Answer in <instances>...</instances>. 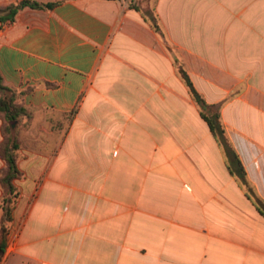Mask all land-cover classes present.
I'll return each mask as SVG.
<instances>
[{
	"label": "crops",
	"instance_id": "obj_1",
	"mask_svg": "<svg viewBox=\"0 0 264 264\" xmlns=\"http://www.w3.org/2000/svg\"><path fill=\"white\" fill-rule=\"evenodd\" d=\"M22 1L57 5L0 23V75L32 115L2 264H264V216L229 170L235 153L264 200V115L242 128L251 141L226 128L228 142L216 141L200 114L193 135L177 68L205 99L196 82L264 84V0H240L249 19L215 30L189 12L191 0L182 14L178 0H0V8ZM170 46L192 52L204 73L192 78L190 58L180 63ZM73 111L64 140L62 116ZM4 125L0 118V147ZM175 130L185 138L171 139ZM256 149L258 161L249 156ZM83 156L86 172L70 183L69 161Z\"/></svg>",
	"mask_w": 264,
	"mask_h": 264
},
{
	"label": "rangeland",
	"instance_id": "obj_2",
	"mask_svg": "<svg viewBox=\"0 0 264 264\" xmlns=\"http://www.w3.org/2000/svg\"><path fill=\"white\" fill-rule=\"evenodd\" d=\"M154 1V0H152ZM179 3V4H178ZM185 3L184 0H178L177 6L179 7L178 14H182L181 8ZM247 6V2H242L240 0H191L188 2L187 7L189 8V12L192 14H196L202 20L206 21L207 28L216 29L223 25L224 29H230L234 26H242L240 24L239 18L241 19H249V13L247 11L243 12V8ZM150 10V9H148ZM239 13H243L242 17H238ZM201 20V21H202ZM203 21V23H204ZM217 26V27H216ZM171 53L173 56H176L180 59V63H182L183 56L185 55L188 60L187 68L191 71L192 78H194V72L197 71L200 74L204 73V69L200 71L199 69V61L195 60V56L192 52L184 53L178 51L176 48L174 49L172 46ZM184 54V55H183ZM199 70V71H198ZM203 72V73H202ZM206 73L209 74V69H207ZM197 88L202 92V94L206 97L207 101L219 106V112L221 114V120L224 128L229 132V136L234 138L237 141L244 139H248L251 141V138L247 137V133H245L242 128L248 124H252L254 113H261L264 115V84L260 82H240V83H222V84H204V83H195ZM186 102L189 103L190 107L189 112L186 110L185 123L191 124V129L193 135L196 131L200 130V128L204 125V122L199 117L198 107L194 104L192 99L188 98ZM187 105L185 104V109ZM76 111L69 113L67 115L62 116L61 125L59 128H62L63 139L67 137L70 126L73 122ZM174 122L176 124H180L182 122V117L179 115H175ZM55 119L60 120V117L56 116ZM32 123V118L29 121H23L18 124V132H19V141L23 144L24 140V130L28 128V126ZM225 129V130H226ZM170 134L171 139L182 140L185 138V132L181 131H173ZM184 136V137H183ZM228 137V134H227ZM20 151V150H19ZM249 156L258 161L260 157V152L256 149L252 154L249 152ZM19 152L18 159L19 160ZM71 165L70 178L73 180L70 183L76 182L77 173L84 172L85 167L87 166V161L85 156L82 157V160H74L69 161ZM179 162L180 159H179ZM53 166L51 164L47 165V170ZM256 166V165H255ZM19 168V166H18ZM20 170V169H19ZM65 171V169H64ZM21 172V171H20ZM86 172V171H85ZM21 176L18 179H22ZM76 176V177H74ZM16 179V180H18ZM15 180V181H16ZM18 198L16 202V208L18 207V203L21 197V188L15 183ZM186 186V185H185ZM160 188L162 186H159ZM13 212V219H14Z\"/></svg>",
	"mask_w": 264,
	"mask_h": 264
},
{
	"label": "trees",
	"instance_id": "obj_3",
	"mask_svg": "<svg viewBox=\"0 0 264 264\" xmlns=\"http://www.w3.org/2000/svg\"><path fill=\"white\" fill-rule=\"evenodd\" d=\"M57 3L41 4L36 1H22L18 4L10 5L7 8H0V23L14 21L18 12L26 7L34 9H52ZM136 10H140L137 5H132ZM151 26L162 34L157 17L153 11L144 13ZM177 64V60H175ZM178 71L189 89L192 100L198 107L200 117L207 123L209 130L218 142H228L226 130L222 124L219 106L210 104L196 89L192 79L181 65L177 66ZM22 94L15 89L4 85L3 78L0 75V118L5 122L3 127L4 142L0 147V154L6 163V168L0 173V188L2 197L0 200V264L6 251L8 237L13 222V212L16 207L18 192L14 181L21 176L18 168V152L21 148L19 142L18 124L23 121H29L32 118L31 113L23 106L18 104ZM235 162L229 166L230 173L236 176L242 187L246 189V196L257 207L259 213L264 216V200L254 194L252 187L246 181L245 170L235 153Z\"/></svg>",
	"mask_w": 264,
	"mask_h": 264
}]
</instances>
